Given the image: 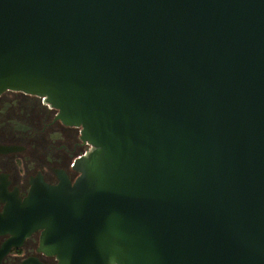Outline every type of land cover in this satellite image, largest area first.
Wrapping results in <instances>:
<instances>
[{"label": "water", "instance_id": "1", "mask_svg": "<svg viewBox=\"0 0 264 264\" xmlns=\"http://www.w3.org/2000/svg\"><path fill=\"white\" fill-rule=\"evenodd\" d=\"M93 150L0 214L59 264H264V0H0V94ZM1 149V148H0Z\"/></svg>", "mask_w": 264, "mask_h": 264}, {"label": "flooded vegetation", "instance_id": "2", "mask_svg": "<svg viewBox=\"0 0 264 264\" xmlns=\"http://www.w3.org/2000/svg\"><path fill=\"white\" fill-rule=\"evenodd\" d=\"M0 214L9 203L24 201L38 186L75 183L77 161L92 151L82 139V128L69 126L46 98L20 91L0 94ZM42 230L12 247L0 264H59L41 250ZM15 236L0 235V257Z\"/></svg>", "mask_w": 264, "mask_h": 264}, {"label": "built area", "instance_id": "3", "mask_svg": "<svg viewBox=\"0 0 264 264\" xmlns=\"http://www.w3.org/2000/svg\"><path fill=\"white\" fill-rule=\"evenodd\" d=\"M92 150H93V148H92Z\"/></svg>", "mask_w": 264, "mask_h": 264}]
</instances>
